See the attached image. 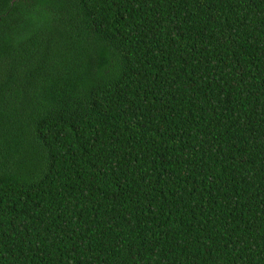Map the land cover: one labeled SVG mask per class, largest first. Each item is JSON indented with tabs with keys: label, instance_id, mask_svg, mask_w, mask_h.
<instances>
[{
	"label": "trees",
	"instance_id": "1",
	"mask_svg": "<svg viewBox=\"0 0 264 264\" xmlns=\"http://www.w3.org/2000/svg\"><path fill=\"white\" fill-rule=\"evenodd\" d=\"M0 264H264V0H0Z\"/></svg>",
	"mask_w": 264,
	"mask_h": 264
}]
</instances>
